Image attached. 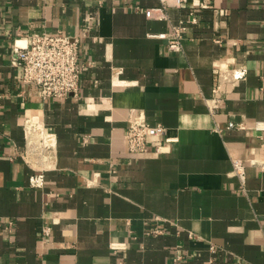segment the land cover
I'll return each mask as SVG.
<instances>
[{
    "label": "crops",
    "instance_id": "crops-1",
    "mask_svg": "<svg viewBox=\"0 0 264 264\" xmlns=\"http://www.w3.org/2000/svg\"><path fill=\"white\" fill-rule=\"evenodd\" d=\"M188 3L158 19L143 8L159 0H0V219L14 221L0 264H264V168L246 164L245 190L230 174L232 158L264 159V0ZM180 21L172 51L154 34ZM57 30L81 36L85 65L76 96L43 100L10 49ZM137 116L170 140L130 152ZM26 118L54 144H34Z\"/></svg>",
    "mask_w": 264,
    "mask_h": 264
},
{
    "label": "built area",
    "instance_id": "built-area-1",
    "mask_svg": "<svg viewBox=\"0 0 264 264\" xmlns=\"http://www.w3.org/2000/svg\"><path fill=\"white\" fill-rule=\"evenodd\" d=\"M189 5L188 0H159V4L143 8L144 13L149 18L168 19L167 10L170 6ZM207 6V4L201 5ZM136 9L139 6H135ZM193 9V8H192ZM191 9L190 22H197V17ZM186 29L184 22L171 24V28L167 32L154 34L159 38L167 39V47L172 51H180L183 49V31ZM81 36H70L63 31L54 32L40 31L34 32L25 39H15L11 45L10 55L12 63L20 69V77L26 84L33 85L37 88L40 97L43 100L52 98H63L69 94L76 96L79 91V83L81 71L85 65L81 58ZM243 70H237L234 77H240ZM220 85L217 84L213 91L219 93ZM219 99L216 96L214 108L218 107ZM28 118L25 120L26 135L34 136V144L42 149H47L54 144V135L45 129L42 120L36 121L27 126ZM125 131V140L128 150L133 153L144 152L147 148L149 138L151 136H165L166 140H170L166 136V129L162 124H150L142 117H136L130 120ZM230 128H244L243 124L228 122ZM260 138V146L264 148V121H258L255 124ZM246 164L259 166L264 168V159L252 156L245 160L241 158H232V168L230 174L238 177L243 190L245 182V166ZM29 184L32 187H41L44 182V174L37 170L29 176ZM13 219H0V230L12 233ZM160 228L155 227L151 232L159 233ZM41 233L46 238L50 233V226L43 225ZM114 247L119 246L113 244ZM213 249L214 246L211 245ZM183 254L177 252L172 258L173 264L181 262Z\"/></svg>",
    "mask_w": 264,
    "mask_h": 264
}]
</instances>
